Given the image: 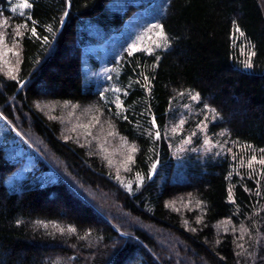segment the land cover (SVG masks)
Returning a JSON list of instances; mask_svg holds the SVG:
<instances>
[{
    "label": "trees",
    "instance_id": "trees-1",
    "mask_svg": "<svg viewBox=\"0 0 264 264\" xmlns=\"http://www.w3.org/2000/svg\"><path fill=\"white\" fill-rule=\"evenodd\" d=\"M150 1L27 0L18 15L0 0L14 68L0 69V116L57 176L10 191L0 148V264H264V169L248 166L264 156V0H168L165 51L124 53L105 86L82 85V46L100 42L86 20L107 37ZM187 93L215 109L209 131L230 154L176 165L168 129ZM69 106L80 130L64 136Z\"/></svg>",
    "mask_w": 264,
    "mask_h": 264
},
{
    "label": "rangeland",
    "instance_id": "rangeland-1",
    "mask_svg": "<svg viewBox=\"0 0 264 264\" xmlns=\"http://www.w3.org/2000/svg\"><path fill=\"white\" fill-rule=\"evenodd\" d=\"M9 11L13 14H22L25 8H20L18 5L24 3L23 0H9ZM138 3V2H137ZM168 0H151L148 5L143 8L136 9L131 12L122 26L113 30L105 37L104 30L98 28L95 29L91 21V26H88L85 30V34L89 38L100 40L98 43H89L82 46L81 50V82L85 87L93 85L94 87L105 86V83L110 80V70L112 64L118 62L124 53L129 54L131 49L130 45H136L138 51L150 54L147 49L151 48L152 52L165 51L167 47H156V42L163 45V40L157 35L160 32V28H151V25H161V20L164 17L167 9ZM16 10L13 11V7ZM128 8L127 1L121 7L122 13ZM1 37V36H0ZM11 49L5 48L2 39H0V69L5 72H11L8 63V54L11 53ZM132 52V53H135ZM13 53V52H12ZM131 53V54H132ZM191 93L184 95L185 100L183 102V110L187 115L179 116V119L175 124H171L168 131L171 133V139L169 140V146L171 147V153L177 166H181L182 160L187 155H202L206 157H218L220 155L230 154L231 146H235L233 143L223 138V134L215 133L211 134L209 131V125L214 121L209 120L208 113L211 112L205 107H201L200 100L193 101L190 97ZM187 105V107H185ZM68 111L66 121L61 123L63 126L62 134L68 136L69 132H75L79 125L78 123L73 126L72 119L77 112V108L73 106L65 107ZM202 117L193 123L192 118H195L199 114ZM213 117V116H212ZM74 120V119H73ZM184 120L186 123L180 125V121ZM201 121H206L207 130L202 132L196 128V125ZM70 124V128L68 126ZM194 125V126H193ZM77 128V129H76ZM175 129V131H173ZM80 130V129H78ZM195 132L197 135L192 136ZM186 136H192V142L190 144L184 143L183 138ZM207 138L210 143L205 144L204 139ZM174 146V147H173ZM0 148L4 151L6 160L14 165L13 171L5 178L4 184L10 191H19L22 184L25 181L29 183L38 184L39 186H45L48 183L57 181V176L52 171L51 167L42 163L32 148H30L28 142L18 133L15 129L0 116ZM229 152V153H228ZM259 159L261 156L254 153ZM253 156V155H252ZM251 156V157H252ZM250 157V158H251ZM42 158V157H41ZM43 160V159H42ZM254 167L259 169L262 173L264 166L259 163H253ZM181 200L174 203V207L178 208L184 206L188 209V202L180 203Z\"/></svg>",
    "mask_w": 264,
    "mask_h": 264
},
{
    "label": "snow or ice",
    "instance_id": "snow-or-ice-1",
    "mask_svg": "<svg viewBox=\"0 0 264 264\" xmlns=\"http://www.w3.org/2000/svg\"><path fill=\"white\" fill-rule=\"evenodd\" d=\"M32 6H33V5L30 4V3H28L27 0H25L24 3H21L20 5H18V7H20V8H25V7H27V8H31ZM16 7H17V6H14L12 10L15 11V10H16ZM28 19H29V20H32L31 17H28ZM61 19H63V18H61ZM36 23H37V21L32 20V24H33V26H32V28H31V35L34 36V37L40 38V37L38 36L37 29H36V27H35ZM233 24L235 25V21L233 22ZM21 27H27V24H24V25H17V29H19V28H21ZM150 27L153 28V29H155V28H160V32H159L157 35L161 38V40H163V45H161L159 42H156V45H155V46H156V47H162V46H163V47H168V46H169V41H168V38H167L166 33H165L164 30H163V25H151ZM46 30H47L48 32H50V33L53 32V28H52V27H48ZM235 30H236L237 32L240 31V29H239L238 27H237ZM21 34H22V33H21L19 30H17L16 35L19 36V35H21ZM240 34L243 35L242 32H241ZM0 39H2V37H0ZM42 40H43L44 42H47V41H48V37H47V36H44V37H42ZM129 48L131 49V51H130V53H129L130 55H131L132 52H135V51H138V50H139L138 47H137L136 45H130ZM147 51H148L149 53H151L152 49H151V48H148ZM255 55H256V53H255L254 51H252V52L249 53L248 61H247L246 64H245V66H246L247 68H252V67L254 66L253 63H252V57L255 56ZM156 59L159 60L160 57L157 56ZM13 78H15V77H13ZM144 80H145V84H148V82H149V81H148V77H144ZM21 83H22V81H21ZM142 87H144V86H142ZM144 90L147 92V91H149V88H148V87H144ZM114 91L119 92L120 89H119V88H116V89H114ZM125 94H126V93H125ZM102 95H103V94H102ZM190 98H191L193 101H197V100L200 99L199 94L191 95ZM117 107H118V108H119V107H122V105L119 103V98L117 99ZM185 107H187V105H185ZM204 107H205V109H210V106L207 105V104L204 105ZM210 111H211L212 113H215V109H210ZM215 118H216L215 115H213V119H215ZM125 119H127V117H125ZM185 123H186V121H184V120H181V121H180V125H181V126L184 125ZM156 126H157V125H156V118L153 117V118H152L151 127L155 129ZM207 127H208V126H207L206 121H201L200 123H198V124L196 125V128H197V129H200L202 132H205V131L207 130ZM173 131H175V129H174ZM221 134H223V133H221ZM195 135H197V133L193 132V133H192V136H195ZM159 136H160V133L157 131L156 134H155V138H159ZM192 136H186V137H184V138H183V142H184V143H188V144H190V143L192 142ZM204 143H205V144H209L210 141H209L207 138H205V139H204ZM248 147H251V145H248ZM131 151H132V152H135V151H136V148L133 147V148L131 149ZM229 151H231V150H229ZM261 151L264 152V149H262ZM128 159H129V160H132V156H129ZM254 162H255V163H259L261 166H264V156H261L259 159H257V157H256L255 155H253V156L248 160V166L251 167V166L253 165ZM151 168H152V169H155V168H156V164L153 163V164L151 165ZM148 175H149V176L151 175V171H149ZM229 175H231V173H230ZM245 191H248V189L246 188ZM256 195L259 196L260 193L257 192ZM228 196H229V201H230L231 203H235V200H234V198H233V193H232V190H231V189H229ZM200 203H202V202H201V201H197V205H198V206H199Z\"/></svg>",
    "mask_w": 264,
    "mask_h": 264
}]
</instances>
